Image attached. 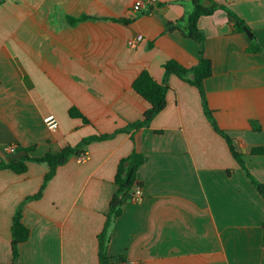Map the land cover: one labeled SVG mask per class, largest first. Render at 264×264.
<instances>
[{
  "label": "crops",
  "instance_id": "crops-1",
  "mask_svg": "<svg viewBox=\"0 0 264 264\" xmlns=\"http://www.w3.org/2000/svg\"><path fill=\"white\" fill-rule=\"evenodd\" d=\"M136 1L0 5V161L17 160L29 147H35L31 157H43L140 121L150 108L132 87L141 72L162 82L167 61L198 64L201 45L180 31L166 32L168 23L192 11L191 0H159L140 15L131 11ZM216 2L246 22L261 51L248 52L251 39L232 30L226 11L201 17L213 66L205 81L208 104L264 183V155L252 154L264 147V0ZM83 15L100 20L68 21ZM138 36V46L129 47ZM169 85L167 106L149 129L134 140L120 133L91 143L85 161L73 157L60 166L43 197L25 205L31 233L19 247V264H100L98 236L117 190V168L134 149L148 159L137 173L143 200L134 202L131 194L111 225L113 264H264V199L207 119L198 89L175 75ZM72 107L90 124L70 117ZM51 114L56 130L44 122ZM48 171L36 162L24 174L0 171V264L13 259L17 207L38 193Z\"/></svg>",
  "mask_w": 264,
  "mask_h": 264
},
{
  "label": "trees",
  "instance_id": "trees-1",
  "mask_svg": "<svg viewBox=\"0 0 264 264\" xmlns=\"http://www.w3.org/2000/svg\"><path fill=\"white\" fill-rule=\"evenodd\" d=\"M6 0H0V5H3ZM211 6L206 7L202 4V0H191L192 11L186 14L183 18L170 22L167 25L166 32L180 31L188 39H192L201 45L200 58L197 65L193 67H185L176 60L167 61L164 68V78L162 82H157L148 71H143L133 82L134 91L143 97L149 104L150 108L145 112L143 119L134 123H129L126 127L117 129L111 134H98L84 138L75 146H66L59 152H49L43 157H31L30 153L34 151L35 147H29L26 149V155L14 160L12 162L0 161V171L11 170L16 174H24L28 171V163H46L49 167V171L46 173L42 186L38 193L32 196L26 197V199L19 204L14 214L11 226L12 232V253L13 259L10 264H19V247L21 244L28 241L30 238V229L23 222V209L28 202L39 200L43 197L44 192L49 182L55 177L56 172L60 166L67 164L73 157L78 158L83 154H87L88 146L94 142L106 141L114 138L120 133L130 135V138L134 140L135 133L142 129H149L153 119L160 114L167 106V96L170 91L169 80L172 75L177 76L184 82L196 87L199 91L204 113L209 120L214 130L221 135L235 158L243 169L246 177L251 184L257 189L259 194L264 199V183L258 180L249 170L244 155L236 148L234 140L225 131L222 130L216 123L214 112L210 109L208 104L207 92L205 88V81L212 77L213 66L212 61L205 54V42L206 37L203 31L199 28L198 22L203 16H211L218 10L226 11L232 18V30L246 34L244 28H248L246 22L240 18L234 11L229 9L226 5H220L216 0H210ZM87 20H100L99 18L83 15L81 17H68V21L72 25H76L79 22ZM248 52H259L261 48L256 45L255 39L250 40V47ZM70 117L74 119H81L84 124H90V121L82 114V112L72 107L69 109ZM252 125L256 131L260 130V127L256 122H252ZM162 133V131H157ZM253 155H264V147L254 148L252 150ZM147 157L137 150L123 159H121L117 173L115 177V184L117 190L112 197L110 203V209L106 215V221L102 232L98 236L99 246V262L100 264H113L112 258L108 253V245L110 242V228L113 222L118 219L125 211V206L128 199L135 187L143 186V183L138 179L139 168L147 162Z\"/></svg>",
  "mask_w": 264,
  "mask_h": 264
},
{
  "label": "built area",
  "instance_id": "built-area-1",
  "mask_svg": "<svg viewBox=\"0 0 264 264\" xmlns=\"http://www.w3.org/2000/svg\"><path fill=\"white\" fill-rule=\"evenodd\" d=\"M159 5V0H137L132 8L131 11L136 14L140 15L142 13L150 12L152 9H156ZM142 40L141 36L132 38L129 40L128 45L131 48H136L139 42ZM44 122L51 130H56L59 126L58 120L54 115H47L44 118ZM16 145H10L7 147V151L9 153H14L16 151ZM88 158L87 154H83L79 156L77 159L79 162H83ZM132 199L134 202H140L143 200V193L142 188L140 186L135 187L134 192L132 194Z\"/></svg>",
  "mask_w": 264,
  "mask_h": 264
},
{
  "label": "water",
  "instance_id": "water-1",
  "mask_svg": "<svg viewBox=\"0 0 264 264\" xmlns=\"http://www.w3.org/2000/svg\"><path fill=\"white\" fill-rule=\"evenodd\" d=\"M244 31H245V33H246V35L248 36L249 39H253V34L250 31V29L244 28Z\"/></svg>",
  "mask_w": 264,
  "mask_h": 264
}]
</instances>
